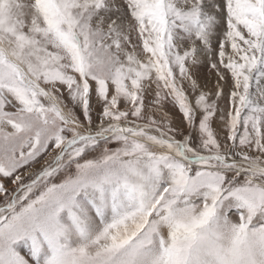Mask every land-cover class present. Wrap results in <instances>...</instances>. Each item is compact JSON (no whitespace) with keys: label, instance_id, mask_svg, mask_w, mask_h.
<instances>
[{"label":"snow or ice","instance_id":"6c2138e0","mask_svg":"<svg viewBox=\"0 0 264 264\" xmlns=\"http://www.w3.org/2000/svg\"><path fill=\"white\" fill-rule=\"evenodd\" d=\"M0 264H264V0H0Z\"/></svg>","mask_w":264,"mask_h":264},{"label":"rangeland","instance_id":"374dc122","mask_svg":"<svg viewBox=\"0 0 264 264\" xmlns=\"http://www.w3.org/2000/svg\"><path fill=\"white\" fill-rule=\"evenodd\" d=\"M195 75L199 78L202 84H207L208 88L211 89L215 85V75L209 70L207 66L200 67L198 69H193ZM177 122L180 120L179 114H175ZM10 186V185H9Z\"/></svg>","mask_w":264,"mask_h":264}]
</instances>
